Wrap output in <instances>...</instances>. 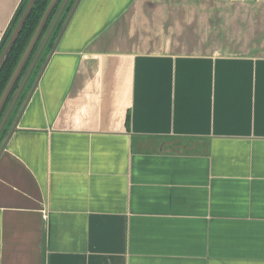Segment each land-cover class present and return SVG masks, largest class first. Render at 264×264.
I'll return each instance as SVG.
<instances>
[{
  "label": "crops",
  "instance_id": "1",
  "mask_svg": "<svg viewBox=\"0 0 264 264\" xmlns=\"http://www.w3.org/2000/svg\"><path fill=\"white\" fill-rule=\"evenodd\" d=\"M53 40L0 139V264H264V0H76Z\"/></svg>",
  "mask_w": 264,
  "mask_h": 264
},
{
  "label": "trees",
  "instance_id": "2",
  "mask_svg": "<svg viewBox=\"0 0 264 264\" xmlns=\"http://www.w3.org/2000/svg\"><path fill=\"white\" fill-rule=\"evenodd\" d=\"M27 2H28V0H25L24 3L21 5V7L18 8V10L16 11L10 25L8 26L7 30L5 31L3 38L0 42V54H1L5 44L7 43L15 25L17 24L19 17L21 16ZM48 2H49V0H35L34 5L31 9L30 13L26 17L21 31H20L19 35L17 36L15 42L13 43L3 65L0 69V94H1L5 84L7 82V80L9 79V76L11 75L14 67L16 66L25 46L27 45L29 38H30L31 34L33 33V31H34V29H35V27H36V25H37V23H38V21H39V19H40V17H41V15H42V13H43ZM57 5H58V3H57ZM65 8H66V11L69 13L71 6L69 5V6H66ZM56 10L57 9L55 7L49 16L47 23L49 22L50 19L53 20L52 18H54V17H51V15L55 14ZM63 21H64V18L62 19L60 17L59 20L57 21V23L54 25L53 30H52V35L49 38L48 43H47L48 47H51V45L54 41L53 39H55V37L58 35L59 29L61 28ZM47 23L43 29V32L47 31V30H45L46 26L48 25ZM46 29H48V28H46ZM35 47H36V45H35ZM29 60H30V58H29ZM29 60L27 61V63L29 62ZM22 74H23V71L21 72V75ZM16 86H17V83L15 84L14 88ZM11 93H13V91ZM126 124H128L127 116H126Z\"/></svg>",
  "mask_w": 264,
  "mask_h": 264
},
{
  "label": "water",
  "instance_id": "3",
  "mask_svg": "<svg viewBox=\"0 0 264 264\" xmlns=\"http://www.w3.org/2000/svg\"><path fill=\"white\" fill-rule=\"evenodd\" d=\"M59 0H49V2L47 3L33 33L31 34L30 38H29V41L27 43V45L25 46L16 66L14 67L11 75L9 76V79L7 80L1 94H0V115L2 113V110L6 104V101L11 93V91L13 90L15 84L17 83L20 75H21V72L23 71L27 61L29 60L30 58V55L32 54L33 50H34V47L37 43V41L39 40L42 32H43V29L48 21V18L50 16V14L52 13L53 9L56 7L57 3H58ZM34 2L35 0H28L21 16L19 17V20L17 22V24L15 25L6 45L4 46L1 54H0V69L13 45V43L15 42L17 36L19 35L21 29H22V26L24 24V21L26 19V17L28 16V14L30 13L33 5H34ZM55 21V20H54ZM54 25V22L53 24L50 26L46 36H45V40L47 39L52 27ZM45 42V41H44ZM44 42L42 43L41 47H40V50L42 48V46L44 45ZM40 50L37 52L36 56L34 57L33 59V62L31 63L29 69L27 70L22 82H21V85L19 86V89L15 95V97L18 95V93L20 92L25 80L27 79L30 71H31V68L34 64V62L36 61L37 59V56L40 52ZM5 120V117H3V119L1 120V123H0V128L3 124Z\"/></svg>",
  "mask_w": 264,
  "mask_h": 264
},
{
  "label": "flooded vegetation",
  "instance_id": "4",
  "mask_svg": "<svg viewBox=\"0 0 264 264\" xmlns=\"http://www.w3.org/2000/svg\"><path fill=\"white\" fill-rule=\"evenodd\" d=\"M60 1V0H59ZM58 1V2H59ZM68 1L69 0H66V2H65V4H64V8L66 7V4L68 3ZM63 3V2H62ZM61 9H62V7H61ZM61 9H59L57 12V14H56V16H55V21L57 22L58 20H59V18H60V14H61V12L63 11V10H61ZM61 10V11H60ZM60 11V12H59ZM56 24V23H55ZM54 24V25H55ZM50 27V26H49ZM54 27V26H53ZM53 27H52V29H51V31H50V33H49V35H48V39L47 40H49V38L51 37V35H52V30H53ZM49 29V28H48ZM48 29H47V32H48ZM46 32V33H47ZM42 35V34H41ZM46 36V34L44 35V37ZM41 37V36H40ZM43 37V38H44ZM40 39V38H39ZM39 41V40H38ZM41 45V44H40ZM40 45L38 46V49H37V51L39 50V48H40ZM40 56V55H39ZM38 56V57H39ZM38 57H37V59H36V61L34 62V64H33V66H32V68H31V71H33V69H35L36 67H37V61H38ZM33 59H34V57H33ZM33 59H32V61H31V63L33 62ZM31 63L29 64V66H28V63H26V65H25V67H24V69H23V71L26 69V71L25 72H27V70L29 69V67H30V65H31ZM26 74V73H25ZM25 76V75H24ZM30 77V76H29ZM29 77L26 79V81H25V83H24V86L21 88V90H20V92L18 93V95L16 96V97H14V96H10V99H8L7 101H9V104L6 102V105H5V107L3 108V110H2V113H1V115H0V123H1V120L3 119V117H5V120H4V122H3V124H2V126H1V128H0V139H1V137H3V134H4V132L6 131V127H5V123H6V121L9 119V117H10V114L13 112V114H14V111H15V109L17 108V106L18 105H20V103H21V101H22V99H23V96H24V92H25V89L30 85V83H31V81H30V79H29ZM23 80V78L21 79V81ZM20 80H18L17 81V85L18 84H20V82H21ZM17 93V92H16Z\"/></svg>",
  "mask_w": 264,
  "mask_h": 264
},
{
  "label": "rangeland",
  "instance_id": "5",
  "mask_svg": "<svg viewBox=\"0 0 264 264\" xmlns=\"http://www.w3.org/2000/svg\"><path fill=\"white\" fill-rule=\"evenodd\" d=\"M64 0H60L59 2H58V5L56 6V12H55V14H53V15H51V17H55V15L57 14V11L60 9V7H61V4H62V2H63ZM76 3V0H69L68 1V3L66 4V6H71V8L74 6V4ZM60 17L63 19L64 18V21H63V26H64V24L66 23V20H67V18H68V12L66 11V8L61 12V14H60ZM53 19V18H52ZM52 21L53 20H49V22L47 23L48 25L46 26V28H49V26H50V24L52 23ZM45 28V30H47ZM60 30V29H59ZM47 32V31H46ZM46 32H43L42 33V35H41V37H40V39H39V41L37 42V44H36V47H35V49H34V51H33V53H32V56L30 57V60H29V62H28V66H29V64L31 63V61H32V59H33V57L35 56V53L37 52V49H38V46L40 45V43H41V41H42V39H43V37H44V35L46 34ZM48 50H49V47H47V45L44 47V50L42 51V53L40 54V59H41V57H42V59L39 61H37V63H38V67H37V69L40 67V65H41V63H42V61H44V59L46 58V54H48L47 52H48ZM34 70V69H33ZM25 71H26V69L23 71V74L25 73ZM22 74V75H23ZM33 75H34V73L32 72V75H31V79H30V81H32V77H33ZM13 117V112L10 114V117H9V119L10 118H12ZM8 119V120H9ZM8 120L6 121V123H5V127H7V122H8ZM1 141V140H0Z\"/></svg>",
  "mask_w": 264,
  "mask_h": 264
}]
</instances>
